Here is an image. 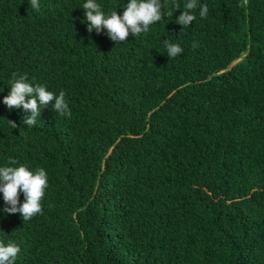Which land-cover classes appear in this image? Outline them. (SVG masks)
<instances>
[{
    "label": "trees",
    "instance_id": "16d2710c",
    "mask_svg": "<svg viewBox=\"0 0 264 264\" xmlns=\"http://www.w3.org/2000/svg\"><path fill=\"white\" fill-rule=\"evenodd\" d=\"M187 2L116 43L87 31L86 0H0V167L48 178L28 221L0 193L14 264H264V0H197L183 28ZM13 73L64 91L71 117L50 103L25 125L3 103Z\"/></svg>",
    "mask_w": 264,
    "mask_h": 264
},
{
    "label": "clouds",
    "instance_id": "9594fccd",
    "mask_svg": "<svg viewBox=\"0 0 264 264\" xmlns=\"http://www.w3.org/2000/svg\"><path fill=\"white\" fill-rule=\"evenodd\" d=\"M247 0H244V4ZM30 6L36 11L40 10L39 0H30ZM197 0H188L184 5L185 10L178 17L177 24L183 28L188 27L196 19L193 14L197 8ZM243 6V5H242ZM174 7L179 9V4ZM82 8L85 10L87 31L91 33H101L106 30L109 38L116 42H126L129 35L139 36L149 31L150 25L162 20L165 15H172V12L164 11L162 0H128L123 15H118L116 10L106 15L100 4L96 0H86ZM163 9V10H162ZM209 12L207 5H200L199 16L206 18ZM169 58H175L183 52V48L178 44L163 41ZM196 46L195 44L193 45ZM13 73L9 95L5 96L3 103L8 109H20L21 107L31 113L30 116L23 119L25 125L31 127L37 122L42 109L50 103L52 110L61 116L71 117V110L65 99V92L60 91L59 95L48 91L46 86L35 85L27 82V76L21 75L16 78ZM26 97H31L26 99ZM13 129L17 128L16 122L8 120ZM10 164L15 165L16 160H9ZM48 187V178L43 168L35 173L27 166L19 167L5 166L0 167V193L3 194V200L6 205L3 211L8 214L19 213L23 221L31 220L37 214H42L41 201ZM23 194L24 202L21 204L19 197ZM21 249L17 244L8 243L5 245L0 242V264H14Z\"/></svg>",
    "mask_w": 264,
    "mask_h": 264
}]
</instances>
